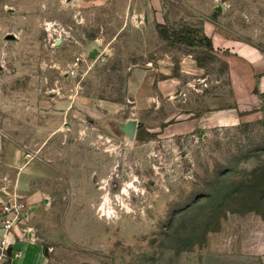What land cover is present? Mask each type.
I'll return each mask as SVG.
<instances>
[{
    "label": "rangeland",
    "instance_id": "374dc122",
    "mask_svg": "<svg viewBox=\"0 0 264 264\" xmlns=\"http://www.w3.org/2000/svg\"><path fill=\"white\" fill-rule=\"evenodd\" d=\"M208 32L264 54V0H0V133L42 165L16 191L0 151V196L30 229L0 264H264V93ZM179 44L202 65L187 100L132 95L130 68ZM222 91L229 114L177 124Z\"/></svg>",
    "mask_w": 264,
    "mask_h": 264
},
{
    "label": "crops",
    "instance_id": "0c3cea01",
    "mask_svg": "<svg viewBox=\"0 0 264 264\" xmlns=\"http://www.w3.org/2000/svg\"><path fill=\"white\" fill-rule=\"evenodd\" d=\"M206 35L211 42L209 46L211 47V50L209 49L211 52H218L220 49H223V47H232L231 56L237 63L234 70L237 72L236 77L238 84L240 83L241 85V89H245V74L246 71H248L253 75L252 89H256L258 93H264V54L256 46L243 39L220 37L214 32H208ZM192 49V45L184 46L179 44L168 46L166 50L163 49L164 51L157 54L155 58L150 57L145 61V63L149 62L150 64H146L143 67L133 65L127 76L129 90H131L130 93L135 95V97L146 96L148 98L153 97V91L165 98L173 93H177L176 97H178L180 102L186 101L188 97L186 89H189V85L186 84V82L196 78L198 76L197 73L202 68L197 57L194 56ZM199 76L201 77L202 75ZM155 81H157V83H155ZM202 90H204V88ZM252 95L254 97L258 96H256L254 92H252ZM225 99H229L227 91L217 92L216 94L209 93L203 96L200 103L198 102L202 105V108L198 110H195L197 107L193 108L192 103L194 101L190 102L192 106L177 107V109H179L177 111V114H179L177 124L188 125V127L191 128L196 125L207 124L208 122H216L214 119L215 116L226 115L231 111L229 108L224 107L227 101ZM149 102H151V100H147L144 104H148ZM214 103L217 104L214 106ZM237 108L241 110L239 103L237 104ZM234 111H236V109H234ZM1 150L7 152L8 155L10 154L11 162L18 168L16 180L13 184L14 189L16 191H26L30 185L31 179L39 173L42 165L34 164V162H32L33 156L25 159L23 151L16 146V144H11L10 141L6 142L0 133V151ZM35 193L36 192H32L31 194L26 193L28 194V201L33 202L38 199L39 194ZM0 198L3 199L4 197L0 196ZM14 230L19 232V229L16 227ZM14 230H11L7 234V242L8 245L12 246V251L21 249L19 244L26 242V240L17 239ZM22 255L15 257L16 259L14 260H18Z\"/></svg>",
    "mask_w": 264,
    "mask_h": 264
},
{
    "label": "built area",
    "instance_id": "2783aa9c",
    "mask_svg": "<svg viewBox=\"0 0 264 264\" xmlns=\"http://www.w3.org/2000/svg\"><path fill=\"white\" fill-rule=\"evenodd\" d=\"M24 207V203L16 196L11 200L0 198V259L21 256L23 253L22 249H17L16 251L11 249V256L7 255V234L16 227L19 229V232L14 230L17 239L25 240L28 237L27 233L30 229L20 227L22 220L25 219L24 216H27L28 213Z\"/></svg>",
    "mask_w": 264,
    "mask_h": 264
},
{
    "label": "water",
    "instance_id": "95a60500",
    "mask_svg": "<svg viewBox=\"0 0 264 264\" xmlns=\"http://www.w3.org/2000/svg\"><path fill=\"white\" fill-rule=\"evenodd\" d=\"M217 9L220 10V7L217 6ZM14 37H15V34L12 32H9L6 34V38H14ZM98 50H99L98 47L92 45L88 51V54H92L94 52H97ZM136 123L137 121L135 118H128L124 122H119V121L114 122L116 128L120 130L125 136H128L130 138L134 136ZM11 249H12V246L8 245L7 247L8 256H11Z\"/></svg>",
    "mask_w": 264,
    "mask_h": 264
},
{
    "label": "trees",
    "instance_id": "16d2710c",
    "mask_svg": "<svg viewBox=\"0 0 264 264\" xmlns=\"http://www.w3.org/2000/svg\"><path fill=\"white\" fill-rule=\"evenodd\" d=\"M187 44H192V42L191 41H185ZM208 45H211V42H210V40L208 39Z\"/></svg>",
    "mask_w": 264,
    "mask_h": 264
},
{
    "label": "clouds",
    "instance_id": "9594fccd",
    "mask_svg": "<svg viewBox=\"0 0 264 264\" xmlns=\"http://www.w3.org/2000/svg\"><path fill=\"white\" fill-rule=\"evenodd\" d=\"M109 215H110V216H111V215H115V213H110ZM116 218H118V216H117Z\"/></svg>",
    "mask_w": 264,
    "mask_h": 264
}]
</instances>
